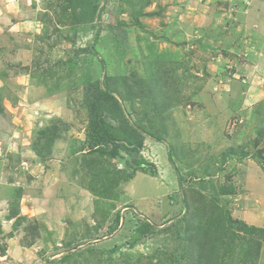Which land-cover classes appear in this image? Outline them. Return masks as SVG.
I'll use <instances>...</instances> for the list:
<instances>
[{
    "label": "rangeland",
    "instance_id": "obj_1",
    "mask_svg": "<svg viewBox=\"0 0 264 264\" xmlns=\"http://www.w3.org/2000/svg\"><path fill=\"white\" fill-rule=\"evenodd\" d=\"M259 7L0 0V169L23 179L10 200L36 207L0 228V264H264V228L233 216L241 167L264 169V93L242 102L248 118L231 98L264 84L245 49ZM103 91L123 110L102 114L110 134L134 145L107 140L99 157L89 103Z\"/></svg>",
    "mask_w": 264,
    "mask_h": 264
},
{
    "label": "crops",
    "instance_id": "obj_2",
    "mask_svg": "<svg viewBox=\"0 0 264 264\" xmlns=\"http://www.w3.org/2000/svg\"><path fill=\"white\" fill-rule=\"evenodd\" d=\"M259 8L261 9V11H259V10L258 11L261 12V14H262L261 17L264 18V16H263L264 10L261 7H259ZM261 28H262V26H261ZM260 31H262V32L259 35H253L254 40L251 37L249 38V39H252L254 41V43H255L254 45L252 42H250L249 39L245 40V42L249 45L245 49L248 50L249 54H251L253 57L255 56L254 57L255 59L253 60L254 63H252V62L251 63L256 64V66L258 67V72H259L258 77L263 78L262 79L263 82H260V80L257 79L254 82V84H257V82L258 83H264V27H263V30L261 29ZM245 39H246V37H245ZM251 48L254 50V53H256V55H254L253 53L250 52ZM233 84H235V83H233ZM236 84H239L238 86H241L242 90H240V92L237 94L236 98L234 97L233 93L231 95V98L236 100L237 106L235 107V110L238 109L239 111H242V113L245 114L244 117L248 118V115H246V113L243 112V110L241 108V104L243 101L247 100L248 101L247 107H246L247 109H245V112L248 111L250 109V107L257 100V99H255V97H251V93L254 92L255 96L260 97V95H261L260 93H262V94L264 93V91H261V90H264V84L262 87H260L259 85H256V86H258V89H256V88L250 89L247 85L240 83V82H236ZM259 100H264V98L261 97V98H259ZM224 115L226 116V118H230L229 115H226V114H224ZM257 118H261V116L257 115L256 119ZM24 153L25 152H23L22 155L19 154L18 155L19 158H20V156L23 157ZM10 155H12V154H10ZM7 156H9V154ZM21 159L22 158L19 159V162ZM22 162L25 164L24 159L22 160ZM249 162H250V164L243 165V167H241V169H240L242 174H244V173L247 174L248 172H250V173L248 174V176L246 178H244V181H242L245 184L244 188H243L244 192H242L243 195L236 196L237 204H235L236 209L234 210L235 215H233V216L238 218L239 220H243L244 222H246L250 226L264 228V171L262 170V168L260 166L257 165V163L255 161L254 162L249 161ZM234 164H237V162H234V161L229 162V167L231 168L232 165H234ZM8 171H11V173L16 172L14 170H11L9 167H4V166H2L0 169V228L3 230H7L9 228V226H14L15 223L17 222V220H19V221L24 220L25 217L30 215V212L33 209L34 210L36 209V207H28V206L24 205L25 204L24 203L25 196H23V199L21 198L19 205L16 203L15 199L10 200L11 198H9L8 194L12 191L14 193V190H21L22 186L19 184L21 183V181L23 179L21 177H19L18 180L14 179L13 183H12L10 181ZM136 180H137V177L134 180H132L130 183H132ZM54 186L55 185H53V187ZM80 191L82 193L85 192L83 189H81ZM19 199H20V196H19ZM66 205L67 204H65V206ZM68 206L72 207L70 202L68 203ZM241 206H244V207L246 206V207L250 208L251 210H244V209L242 210ZM81 207L82 208L84 207L83 203H82ZM65 210H67V209L65 208ZM89 211H90L89 208H87L86 211H84V209H82L80 211V215L86 217V214H87V216L90 214Z\"/></svg>",
    "mask_w": 264,
    "mask_h": 264
},
{
    "label": "trees",
    "instance_id": "obj_3",
    "mask_svg": "<svg viewBox=\"0 0 264 264\" xmlns=\"http://www.w3.org/2000/svg\"><path fill=\"white\" fill-rule=\"evenodd\" d=\"M138 81L144 82V79H139ZM95 94H97L95 96V98L98 100V102L89 103V109L91 111V116L92 117H96L97 116V118H101L103 113L108 112L111 115L117 116L119 118L118 115H120V110H121V112H123V110L117 107L118 102L115 99V97H113V95L110 92H108V91H103L102 93L95 92ZM110 105H112L114 107L113 110L110 109ZM158 111H159V109H158ZM92 128H93V131H94V133L91 135L92 136V148H93V150H91L90 153L93 152V153L97 154L99 157H101L102 154H103V152L101 150V148H102L101 146L104 143H107L108 142L107 140H109V142H110V140L116 139L119 142H125L128 145H134V141H133L134 137H133V135L131 134L130 131H126V132L131 134V136L133 138L131 140H128L126 138L121 139V138H119V137H117L115 135L110 134V131L113 130L114 128L109 126L104 121L103 117L101 118L100 121H94L93 124H92ZM110 137H111V139H110ZM135 143H138L139 146L142 145V141H136ZM87 162L89 164H91L90 160L87 161ZM117 173H120V172H117ZM101 180L102 179L100 178L99 181H101ZM115 184H117V183H115ZM113 187H114V185L113 186L109 185L108 188L110 189V188H113ZM92 193H94V192H92ZM93 195H95V194H93ZM100 195L105 196L104 193H100ZM111 196H112V194H111Z\"/></svg>",
    "mask_w": 264,
    "mask_h": 264
}]
</instances>
